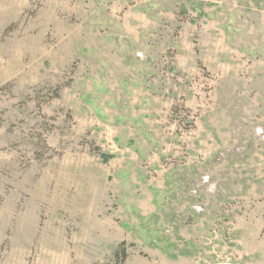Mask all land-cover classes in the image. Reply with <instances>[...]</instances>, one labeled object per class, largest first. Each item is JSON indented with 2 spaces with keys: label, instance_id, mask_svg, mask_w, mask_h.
Returning <instances> with one entry per match:
<instances>
[{
  "label": "rangeland",
  "instance_id": "374dc122",
  "mask_svg": "<svg viewBox=\"0 0 264 264\" xmlns=\"http://www.w3.org/2000/svg\"><path fill=\"white\" fill-rule=\"evenodd\" d=\"M0 264H264V0H0Z\"/></svg>",
  "mask_w": 264,
  "mask_h": 264
}]
</instances>
